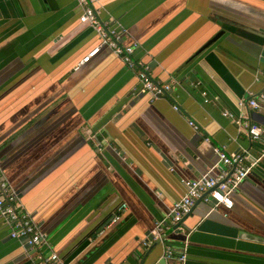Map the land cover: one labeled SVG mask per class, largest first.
<instances>
[{"label": "crops", "instance_id": "obj_1", "mask_svg": "<svg viewBox=\"0 0 264 264\" xmlns=\"http://www.w3.org/2000/svg\"><path fill=\"white\" fill-rule=\"evenodd\" d=\"M95 7L124 32L125 44L139 43L136 58L154 81L171 85L170 97L140 93L135 71L107 46L75 68L101 43L80 22L78 0H0V162L47 237L45 253L65 264H141L140 242L158 222L170 223L182 180L221 172L215 147L254 157L264 150V139L252 141L224 115L246 112L264 123V102L258 110L240 105L264 90V0H99ZM260 163L232 207L211 212L201 200L184 231H166L165 243L186 246V264H264V254L185 236L210 213L264 237ZM10 230L0 216V264H37ZM163 249L159 243L142 264L160 263Z\"/></svg>", "mask_w": 264, "mask_h": 264}, {"label": "built area", "instance_id": "obj_2", "mask_svg": "<svg viewBox=\"0 0 264 264\" xmlns=\"http://www.w3.org/2000/svg\"><path fill=\"white\" fill-rule=\"evenodd\" d=\"M99 0H78L82 13L79 20L83 24L93 27L101 38V43L96 46L75 67L79 69L83 63L88 62L100 50L101 46H107L130 68H132L138 77L141 87L140 93L150 94L154 97L166 96L171 90L170 84H162L154 81L150 73V66L136 58V52L140 47L138 42L130 44L124 43V32L112 27L110 22L103 21L99 16V10L96 9L95 3ZM264 102V90L257 95L249 98L246 102L241 100V106H248L251 110H258L260 103ZM178 110V106L174 105ZM224 115L230 117L234 122L243 125L245 131L252 141L264 139V123H258L251 120L246 112H242L236 117L230 111H224ZM242 118L245 121L242 122ZM191 124H194L191 121ZM214 150L219 156V162L224 165L221 172L214 173V168L209 169L206 173L197 178H184V194L174 202L169 212V222H158L155 227L140 242V245L147 247L154 241L158 240L163 244L162 258L166 264H186L187 251L186 246L177 251L176 248L166 242V231L187 216L196 203L202 199L204 202L212 203L213 209L220 205L228 208L234 204L233 194L237 192L243 181L248 178L253 171L259 166L264 158V150L258 157H254L247 150L242 152L228 153L224 148L215 147ZM127 208L124 204L121 209ZM0 216L10 226V236L24 241L27 246L34 252L37 264H65L57 252L50 251L45 253L42 247L48 245L46 235L42 232L39 224L25 210L24 204L12 184L7 179L0 162ZM121 216H116L111 221L118 222ZM182 230L177 227L176 231ZM188 240V239H187ZM186 240V241H187ZM157 264H160L159 262Z\"/></svg>", "mask_w": 264, "mask_h": 264}, {"label": "water", "instance_id": "obj_3", "mask_svg": "<svg viewBox=\"0 0 264 264\" xmlns=\"http://www.w3.org/2000/svg\"><path fill=\"white\" fill-rule=\"evenodd\" d=\"M221 35L222 33L220 32L216 36H214L211 40H209L202 47L200 51L212 45ZM170 92L171 90L167 93L166 96L170 97ZM201 200L202 199H200L196 203V205L192 208L191 212H193V210L195 209V207ZM213 210L215 209L211 208V212ZM189 214L185 216L181 222L174 225L171 228V230L176 231L177 227H181L182 230L184 231L183 225L185 223L186 218L189 216ZM112 220H113V217H109L106 220H104L99 230L102 231ZM190 229L191 230L189 231L187 235L184 234L190 242L203 243V244H208V245H215V246L237 249L241 251L264 254V237L252 234L244 229H241L238 226H233V225L226 224L225 222L217 221L213 219V215L210 213L209 215L200 219ZM159 243L160 242L156 240L151 245L145 247L146 248L145 257ZM144 259L142 260V263L144 262ZM160 264H166L165 260L163 259L160 262Z\"/></svg>", "mask_w": 264, "mask_h": 264}]
</instances>
